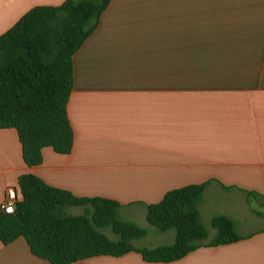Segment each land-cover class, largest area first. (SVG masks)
Returning a JSON list of instances; mask_svg holds the SVG:
<instances>
[{"label": "crops", "instance_id": "1", "mask_svg": "<svg viewBox=\"0 0 264 264\" xmlns=\"http://www.w3.org/2000/svg\"><path fill=\"white\" fill-rule=\"evenodd\" d=\"M63 1L0 0V34L30 8ZM72 66L70 152L43 147L29 166L15 129L0 128V204L31 173L76 196L113 199L121 218L149 231L148 204L205 182L204 242L215 237L214 215L247 237L170 262L129 251L69 264H264V0H110ZM140 239L136 247L160 245ZM0 264L51 263L17 237L0 241Z\"/></svg>", "mask_w": 264, "mask_h": 264}, {"label": "trees", "instance_id": "2", "mask_svg": "<svg viewBox=\"0 0 264 264\" xmlns=\"http://www.w3.org/2000/svg\"><path fill=\"white\" fill-rule=\"evenodd\" d=\"M110 0H64L56 6L38 5L25 12L0 34V128H14L25 164L41 163V149L69 153L73 131L67 101L73 85L72 56L98 25ZM206 183L170 189L148 204L145 220L165 232L173 229L171 243L136 247L133 241L147 229L123 219L120 204L105 197L76 196L23 173L17 178L12 213L0 209V241L22 237L31 253L51 264H69L96 255L139 253L147 262H170L194 249L228 244L244 237L234 221L214 215L201 222L198 202ZM247 198L255 192L247 191ZM81 207L79 214L66 208ZM259 215L264 213L256 211ZM108 229L115 237L105 233Z\"/></svg>", "mask_w": 264, "mask_h": 264}, {"label": "rangeland", "instance_id": "3", "mask_svg": "<svg viewBox=\"0 0 264 264\" xmlns=\"http://www.w3.org/2000/svg\"><path fill=\"white\" fill-rule=\"evenodd\" d=\"M67 213L70 214H79L82 212L80 209H74V208H66L65 209ZM149 231L148 234H146L144 237H142L140 240L143 241L144 244H165V243H171L174 239L173 236H171V232H174L173 229H170L169 231H166L165 233H160L161 231H158V229L152 225L149 224ZM105 233H107L110 237H115L108 229L104 230Z\"/></svg>", "mask_w": 264, "mask_h": 264}, {"label": "built area", "instance_id": "4", "mask_svg": "<svg viewBox=\"0 0 264 264\" xmlns=\"http://www.w3.org/2000/svg\"><path fill=\"white\" fill-rule=\"evenodd\" d=\"M16 200V190L13 186L6 189L5 198L0 204V209L5 213H12L14 210V202Z\"/></svg>", "mask_w": 264, "mask_h": 264}]
</instances>
